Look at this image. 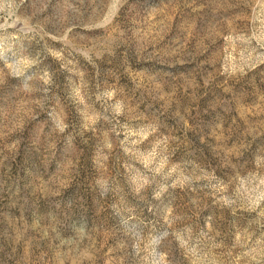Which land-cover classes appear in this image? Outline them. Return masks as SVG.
Returning <instances> with one entry per match:
<instances>
[{"label":"rangeland","instance_id":"obj_1","mask_svg":"<svg viewBox=\"0 0 264 264\" xmlns=\"http://www.w3.org/2000/svg\"><path fill=\"white\" fill-rule=\"evenodd\" d=\"M0 264H264V0H0Z\"/></svg>","mask_w":264,"mask_h":264}]
</instances>
